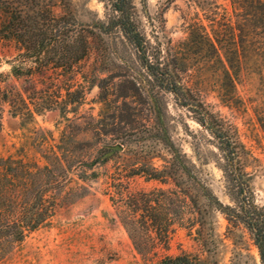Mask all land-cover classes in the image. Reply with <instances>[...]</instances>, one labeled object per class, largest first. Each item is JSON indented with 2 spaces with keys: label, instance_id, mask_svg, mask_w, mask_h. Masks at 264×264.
<instances>
[{
  "label": "rangeland",
  "instance_id": "obj_1",
  "mask_svg": "<svg viewBox=\"0 0 264 264\" xmlns=\"http://www.w3.org/2000/svg\"><path fill=\"white\" fill-rule=\"evenodd\" d=\"M246 1L133 3L142 32L161 49L182 88L237 128L249 150L247 170L257 202L264 204V55L248 41L249 10L241 7ZM73 2L83 23L104 19L101 0ZM15 54L14 44L0 43V73L7 74L1 85L7 83L13 92L21 91L23 83L10 74L6 61ZM74 80V87L83 91L79 104L73 105L75 112L50 109L27 122L11 116L8 106L2 112L0 156L20 154L48 164L63 170L67 181L55 191L51 223L29 232L19 245L0 246V253L7 251L0 264H149L181 252L198 255L202 264H260L248 231L218 213L222 243L217 255L195 229L175 225L167 249L141 256L124 226L129 209L117 200L155 190L166 210L165 195L158 193L173 187L170 178H150L141 170L164 169L169 155L161 139L169 138L228 203L214 164L215 140L171 92L154 85L134 49L117 32L93 41Z\"/></svg>",
  "mask_w": 264,
  "mask_h": 264
},
{
  "label": "trees",
  "instance_id": "obj_2",
  "mask_svg": "<svg viewBox=\"0 0 264 264\" xmlns=\"http://www.w3.org/2000/svg\"><path fill=\"white\" fill-rule=\"evenodd\" d=\"M101 1L104 19L90 24L78 19L73 0H0V43L14 44L16 54L6 61L11 66L10 74L23 81L22 90L13 92L7 83L1 85L7 74L0 73V127L6 106L11 116L23 122L50 109L63 114L75 112L73 105L79 104L83 95L74 87L77 65L91 53L96 38L119 33L134 49L154 85L171 92L177 104L193 113L195 121L215 140L214 164L221 172L228 198V203L222 202L173 141L162 138L169 155L164 169L141 171L150 178H170L173 187L158 193L165 195L166 210L155 190L117 200L129 209L124 226L134 248L143 257L155 256L157 249L168 248L170 233L179 225L195 229L203 244L210 241L214 245L217 255L222 243L216 225L218 213L248 231L260 264H264V204L257 202L252 173L247 170L249 150L237 128L182 88L161 49L142 32L133 0ZM244 4L241 7L248 9L246 14L250 16L248 41L254 51H263L264 55V0H247ZM239 31L243 29L239 27ZM244 37L242 33L240 38ZM66 181L63 170L20 154L1 155L0 246L19 245L29 232L51 223L57 206L55 191ZM6 254L0 253V259ZM149 264L202 263L198 255L181 252L164 254Z\"/></svg>",
  "mask_w": 264,
  "mask_h": 264
}]
</instances>
